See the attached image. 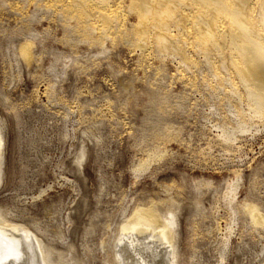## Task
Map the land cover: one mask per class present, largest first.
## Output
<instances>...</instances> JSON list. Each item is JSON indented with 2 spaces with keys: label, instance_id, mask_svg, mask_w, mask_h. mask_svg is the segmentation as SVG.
<instances>
[{
  "label": "rangeland",
  "instance_id": "obj_1",
  "mask_svg": "<svg viewBox=\"0 0 264 264\" xmlns=\"http://www.w3.org/2000/svg\"><path fill=\"white\" fill-rule=\"evenodd\" d=\"M137 1L0 0V208L39 238V256L51 246L81 264H118L120 239L132 241L124 228L146 217L138 209L178 206L168 264H264V227L248 213H264V117L237 69L218 68L233 50L207 56L194 41L212 4L177 2L163 49L159 18ZM29 41L31 61L21 55ZM139 232L148 253L152 239Z\"/></svg>",
  "mask_w": 264,
  "mask_h": 264
},
{
  "label": "bare ground",
  "instance_id": "obj_2",
  "mask_svg": "<svg viewBox=\"0 0 264 264\" xmlns=\"http://www.w3.org/2000/svg\"><path fill=\"white\" fill-rule=\"evenodd\" d=\"M102 1L105 2V0H102ZM192 1L212 4L210 8V15L206 17L204 21H200V24H198V22L196 24L199 27L198 30L196 31L197 32L196 37L198 38H196V40L194 41H196V43H199V46L202 45L201 51L204 52V54H206L207 56L212 52V50H214L217 53L221 54L223 58V56L226 55L227 53V51L225 53V50H224L226 45H228L233 50L231 54L228 52L229 54L226 55L229 57L225 58L224 56V58L221 59L222 61L218 68L219 70L224 69V68L225 70L226 69L228 70V63H230L231 66L237 69V72L240 77V81L244 84L246 88V91H247L246 95H247V99L249 100L248 102H249L250 108L253 110L255 116L264 117V0H259V1L257 0V2L261 4V5L258 4L260 5L258 7L261 9L260 13H258L259 11L254 12L253 8L255 7L252 8L251 6L252 3L250 2L251 0H192ZM169 2L173 3V7H171L172 4L170 6V4L168 3L169 4L168 7L166 6L165 8L164 7L162 8L161 5L163 3H161L160 5L161 8H156L157 6L154 5L155 3L150 4L152 3V1L150 3H148L147 0L137 1L138 5L140 4L143 7V10L146 11V13L155 14L159 18L160 23L158 24L156 21H153V23H151V27L160 26L162 28V29L160 28L159 32H157L156 37H157V43H159V45L163 47V49H164L163 45L164 44L168 45V42L166 41H168V38L171 37L168 34L170 31L167 33L166 31L167 29H164V28L168 26L167 24L168 20L171 19L172 12L175 11L174 9H176V7L178 6L177 4L181 2V0H171ZM96 11L98 13L100 12L99 10H96ZM91 14L88 13L87 15L92 16L94 13L92 15ZM102 15L104 17L107 16L105 13H102ZM84 17L86 18V15ZM107 17L106 19H109L110 21L109 16ZM220 17H224L228 20L227 26L226 25L225 27L223 26L224 28L222 29H220L219 25H217V23L215 22ZM144 23L145 22L140 20L138 23H135V24H137L136 26L138 25L143 26ZM88 27H89L88 28L89 32H93L94 30H96V28L93 26H88ZM186 28L185 27H183V29L178 28V30H182L183 32L182 33L183 36L181 40L184 43L188 42L186 36H189L186 34V32L189 33L188 29ZM146 29L148 30V24H146L144 28L138 29L140 32H137V34L141 42L142 40L146 39L145 34H144L145 31H147ZM87 40L92 41V39L90 38H88ZM29 42L31 43V41ZM209 42L210 44H208ZM30 45H32V43L29 45H25L21 48V55L25 57L27 61H31V58L33 57ZM169 48H171V46ZM235 52H237V55L234 54ZM237 58H245V60L241 61V60H237ZM212 68H215V66L214 67L212 66ZM218 71H216L214 74L217 77L220 76V72ZM226 79L231 80L232 78L228 77ZM236 89H237L236 86H232L231 91H236ZM1 120L3 119H0V154L3 148V128L1 124L3 121L1 122ZM238 128H240L241 130H244L245 127L242 125H239ZM222 131H223L222 134L219 136L223 137L227 141L233 139L234 136L232 135V131H229L226 129H223ZM79 158L80 159L77 161L81 163L82 159L84 158V152L80 153ZM2 162H3V158L0 155V183L2 180V172H1ZM233 185H232V182L229 184V186L231 187L230 192H232L233 194L232 199H234L235 197L234 191L235 189H237V186L233 187ZM253 203L249 202L247 204L250 205ZM152 207L145 208V209L143 208L140 210L138 209V211L144 212L146 217L143 216L141 212H140L141 214H139L138 216L135 213L137 217L132 218L129 221V224L124 228L125 231L129 230L130 241L131 239L132 241L129 243L126 237H122L120 239L121 245L120 247H117L119 249L116 251V261L118 264H168V261L164 258H166L167 254L169 255V252L171 250H169L166 247L167 246L166 243L167 242L171 243L172 241H174L173 240L174 235L172 234L173 233L175 234L176 232L174 220L173 218H171L172 216L170 215L172 213L174 215H177L176 211L178 209V206H176L175 209L169 208L166 212H161V213L159 212V209L161 208L157 207L158 209L157 208L154 209ZM259 207L255 205L248 206V213L250 214L251 219L253 220L254 223H256V225H258L257 223H260L259 226L262 225L264 227V213H262L263 211L262 212L260 211ZM243 211H245L244 208H243ZM246 211H247V208H246ZM233 212L235 214L236 211L233 210ZM5 217H6V211L0 208V232H2V238H0V264H67L69 261H70L69 262L70 264H71V261L75 264H81V260L74 256H71L68 258L67 252L70 253L71 249L69 251H61V250L56 251L57 249L51 246H45L43 249L41 248L42 256L41 255L39 256L37 251L42 245V243L38 241L39 238L38 240L34 239L30 230H26L24 227L19 226V225H13L12 220H11L12 224L9 223L8 222L9 219L7 218L8 219L7 220ZM137 227H139L137 229V232L139 231H142L143 233L147 232L145 237L152 239L150 241V243H152V246H151L150 252L148 253L143 251L142 250L143 247L139 246L136 243V241L138 240V234L135 228ZM227 227H228L227 228L228 230L232 229V225L230 223ZM11 228L14 229V231L11 230ZM15 230H18V231L15 232ZM19 231L20 232L22 231L21 232L22 234L19 233ZM161 233L162 234L164 233L163 236H161ZM121 234L124 235V232ZM228 236L225 237V240L227 241L229 240ZM111 244L112 243L108 245L106 243L107 247L110 246ZM173 245L174 244L172 242L170 247H173ZM103 248H106V247H103ZM108 264H114V263L113 261L112 262L110 261Z\"/></svg>",
  "mask_w": 264,
  "mask_h": 264
},
{
  "label": "snow or ice",
  "instance_id": "obj_3",
  "mask_svg": "<svg viewBox=\"0 0 264 264\" xmlns=\"http://www.w3.org/2000/svg\"><path fill=\"white\" fill-rule=\"evenodd\" d=\"M0 238H2V232H0Z\"/></svg>",
  "mask_w": 264,
  "mask_h": 264
}]
</instances>
